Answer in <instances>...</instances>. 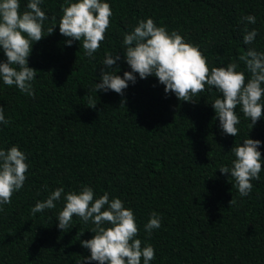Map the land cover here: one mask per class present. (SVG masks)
<instances>
[{"label":"trees","instance_id":"1","mask_svg":"<svg viewBox=\"0 0 264 264\" xmlns=\"http://www.w3.org/2000/svg\"><path fill=\"white\" fill-rule=\"evenodd\" d=\"M27 2L19 0L21 11ZM103 2L111 7L110 25L89 57L82 41L65 44L70 38L59 33L58 25L47 35L67 4L42 0L46 36L33 43L28 57V66L37 70L34 95L0 79V106L10 120L0 123V149L17 146L29 166L23 187L0 210V264H80L90 255L80 242L94 235L91 220L74 216L69 229L57 227L63 193L54 201L56 208L31 212L56 188L67 193L82 186L91 187L94 198L108 192L133 211L136 238L155 250L149 264H264V161L260 179L251 181L245 197L230 173L219 171L231 167L232 146L247 137L261 141L264 160V108L250 129L238 106L240 123L233 137L219 127L211 103L220 93L213 87L194 96V103L183 102L165 94L156 77L140 79L134 73L136 82H129L123 96L95 92L106 52L121 56L112 66L119 69L117 75L131 71L123 57V36L146 18L196 46L209 68L237 62L247 79L238 57L249 47L264 52V0ZM246 15L256 17L247 25L258 32L252 45L243 44ZM0 61H6L2 49ZM152 212L161 227L148 235L144 225Z\"/></svg>","mask_w":264,"mask_h":264},{"label":"clouds","instance_id":"2","mask_svg":"<svg viewBox=\"0 0 264 264\" xmlns=\"http://www.w3.org/2000/svg\"><path fill=\"white\" fill-rule=\"evenodd\" d=\"M42 0H28L26 9L21 11L19 0H0V49L6 61H0V79L7 86H15L21 93L33 96L32 82L37 70L28 66L34 42L40 41L46 35L44 23L48 16L41 9ZM67 6H62V16L58 23L47 27V35L53 33L58 25L59 33L70 38L65 41L71 46L73 41H82L85 54L92 57L105 39V32L110 25L112 15L110 4L103 0H65ZM243 44L252 45L258 32L249 30L248 24H255L256 17L246 15ZM125 46L123 57L131 71H125L123 77L116 74L118 68L112 66L121 56L105 53L99 83H95V92L109 90L123 96L129 82H136L149 76L157 78L164 85L165 94L173 93L179 101L195 102L193 99L205 91L206 86L215 88L220 95L211 103L219 120L223 133L236 137L237 124L240 119L236 113L239 106L241 112L252 129L262 117L261 103L264 97V52L249 47L238 57L243 62L249 74L238 71L239 64L231 62L226 66L209 68L206 58L200 50L185 42L176 31L171 33L165 27L157 26L151 18L139 20L131 32L123 36ZM110 69V70H108ZM119 70V69H118ZM90 107L96 103L90 99ZM4 108L0 106V123L8 124ZM260 140L243 139V143L232 146L235 159L231 167L221 166V174L230 173L236 182L241 197L250 194L253 188L251 181L260 179L262 157L259 148ZM26 155L15 145L7 150L0 149V210L2 206L11 203L14 192L20 190L26 180L28 164ZM65 201L59 211L57 227L64 231L69 229L74 216L87 223L95 225L91 230V239L82 240L81 246L89 250L90 255L84 256L80 264H149L155 258V250L150 244L142 247L138 238V226L133 211L124 207L119 198H109L104 192L94 198L91 187L82 186L79 191L64 193L62 187L53 190L43 201H37L31 208L33 214L45 209H54V201ZM231 203V201L229 202ZM161 227V219L152 212L144 231L148 235L154 229ZM83 233V232H82ZM81 233V234H82Z\"/></svg>","mask_w":264,"mask_h":264}]
</instances>
